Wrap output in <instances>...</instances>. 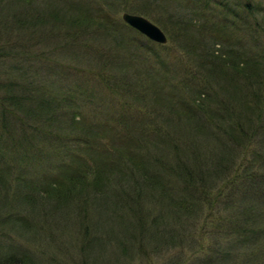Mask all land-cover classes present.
Returning a JSON list of instances; mask_svg holds the SVG:
<instances>
[{"label": "rangeland", "instance_id": "obj_1", "mask_svg": "<svg viewBox=\"0 0 264 264\" xmlns=\"http://www.w3.org/2000/svg\"><path fill=\"white\" fill-rule=\"evenodd\" d=\"M8 1L6 0L5 5L1 4L6 6L3 10L0 8V45H5V39L11 37L6 33L7 30L18 33L19 36L23 35L18 31L19 26L13 14H18L23 8L18 1ZM36 1L38 0H32V3ZM142 1L80 2L96 6L94 8L102 6L117 19L124 21L123 12L130 11L126 5L138 7ZM39 2L41 3H38V13L43 15L45 3H49L47 5L51 10L53 6L65 5L67 0ZM8 3L12 4L9 8ZM231 6L238 12V16H232V13H235L232 10L228 12V20L233 21L229 28L233 27L236 33L264 36V0L261 5L262 14L251 13L249 20L241 18L247 16L239 10L241 8L232 3ZM175 8L177 6L173 3L166 6L155 3L150 4L148 13L131 10L149 17L166 32V42L152 39L156 43L154 47L157 54L160 55H156L154 50L147 54L137 46L121 45L113 35L105 34L106 29L96 26L82 30L73 29L69 34L58 31L68 30L66 25L65 28L57 25V28L52 23L45 24L49 26V30L40 25L32 29L39 33V42L43 44H36L34 48L20 46L21 48L14 49L16 55L0 54V252H27L38 260V264H177L178 260L182 261L181 264H225L223 261L229 263L231 259L235 264L262 262L259 260L258 263L255 259L256 255H260L255 249L264 246V234L244 236L237 233V227L244 225L240 221L244 220L247 215L245 211L249 209L243 199L252 200L249 205L264 210V194H260L259 201L251 192L252 189L246 188L250 181L245 179L235 182L223 174L218 177L211 176L208 184L204 186L206 193L202 195L203 208L198 216H193L184 225L176 238L177 243L169 242L160 246L161 241L154 247L146 248L145 252L136 251L135 246L134 253L137 257H132V260L129 242L120 245L115 239L103 249V245L94 244V236L99 234L95 225L90 226L88 231L83 229L81 219L73 217L78 214L69 217L73 214L71 212H61L66 214L60 219L55 218L53 216L58 215L59 210L65 211V208H57V205L53 206L49 202L41 206V201L37 198L40 189L46 186L49 179L59 175L67 162H73L76 171L78 168L86 170L87 163L92 171L97 165L96 159L99 161L106 154L111 155L114 146H122L127 152V139L137 132L153 137L158 129L171 130L172 126L176 125L175 129L180 128L183 131L184 141L195 145V153L199 154L200 159L209 156V152L214 149L210 145L211 139H199L202 138L200 136L192 142L189 138L188 141L185 140L189 128L201 123V118L198 117L201 109L199 102H194L195 94L190 91L195 90L198 95L196 89L199 86L204 87V84L197 78L198 85L194 86V80L197 79L191 75L190 80L193 82L190 81V84L185 86V74L193 72L198 76L202 69L199 62L191 57L195 51L190 53L184 48V30L177 24L174 26L173 20H176L179 13ZM5 22L9 23L7 28ZM37 52L44 57L40 59L36 55ZM165 72L170 76L164 75ZM10 77L22 85L27 81L25 78L30 79V90L25 92L30 96L22 105L34 107L35 118L25 115L12 103L14 101L5 98L9 92L3 84L9 82ZM132 89L134 93L130 92ZM17 92H14L15 95H21L20 91ZM6 110L8 113V110L14 111L18 120L12 119L9 113V119L6 121ZM98 125L103 131L97 129ZM100 132H103L102 138L99 137ZM74 135L81 136L83 140L81 144H76L74 151L75 156L80 154L81 163L79 159H69L68 150L75 144L71 143ZM158 137L156 135V140ZM213 140L216 147L219 143L228 141ZM233 143L227 146H235ZM152 147L160 151L161 155H165L162 154L165 151L160 150L167 147L164 144ZM256 148L264 151V137ZM103 149L106 153L101 154ZM230 152L237 157V162L242 163L244 146L235 147ZM251 153L252 151L249 156ZM189 154L193 155L191 150ZM123 161L130 164L127 155ZM238 166L236 163L233 168ZM4 172L7 176L4 178L6 182L1 180ZM232 172L233 169L229 174L234 173ZM92 193L85 195L87 197H84L86 199L83 205L86 200L91 199ZM29 195L36 198H30ZM93 199L95 203L88 202V206L95 204L96 210H101L100 198L95 200L93 196ZM76 205L74 203L70 210L76 209ZM79 205L81 206L80 203ZM150 207L155 208L156 204H150ZM82 213L84 214V211ZM150 218L152 219V214ZM260 218L264 219V215ZM113 224L117 227L115 222ZM103 226L109 225L103 221ZM219 226H222L221 232L218 230ZM141 232L142 230L138 229L137 236H140ZM115 245L120 252L115 253ZM128 246L131 250L127 253L125 248ZM139 247L144 246L139 244ZM219 248L227 249L228 253L218 257ZM127 254L128 257L125 256ZM208 255L218 259L215 262H204L205 256Z\"/></svg>", "mask_w": 264, "mask_h": 264}, {"label": "trees", "instance_id": "obj_2", "mask_svg": "<svg viewBox=\"0 0 264 264\" xmlns=\"http://www.w3.org/2000/svg\"><path fill=\"white\" fill-rule=\"evenodd\" d=\"M17 1L23 9L18 14L16 12L13 14L19 26L18 31L23 35L19 36L18 33L14 34L7 30L6 33L11 37L5 39V45H0V54L14 53L16 55L15 50L21 48L20 46L34 48L36 44H43L39 42L41 39L39 33L33 30L36 25L44 26L49 30V26L45 24L52 23L57 28H59L57 25L64 28L66 25L68 30L58 31L60 33L65 31L69 34V31L73 29L82 30L85 27L96 26L106 29L105 34L113 35L121 45L137 46L147 54L150 50H154L156 55H160L154 47L156 46L155 41L125 20L124 22L117 19L102 6L94 8L96 6L84 4L80 2L81 0H67L65 5L53 6L54 8L50 10L47 5L49 3H45L42 15L38 13V3H41L39 0L34 4L32 0H9L8 2L16 3ZM5 2L6 0H1L2 10L6 7H4L7 3ZM2 3L4 5H1ZM155 3L164 6L173 3L177 6L175 9L179 13L176 20H173L174 26L177 24L182 31L184 30L183 39L186 40L184 48L188 50L187 52L195 51L191 57L199 62L202 69L198 72V76L193 72L192 74L188 72L184 77L185 86L192 81L190 80L191 75L204 84V87L199 86L196 89L198 95L195 90L190 91L195 94L194 102H199L201 109L198 117L201 118V123L189 128L185 140L189 138L192 142L200 136L202 138L199 139H211L210 145L214 149L209 152L208 157L200 159L199 154L195 153V145L184 141L183 131L180 128V130L175 129L176 125H173L171 130L160 131L158 129L153 137L137 132L127 139L129 145L127 152L122 146H114L111 155L106 154L99 161L96 159L97 165L92 171L87 163H85L86 170L78 168L76 171L73 162H67L61 173L49 179L46 186L40 189L39 197H37L41 201V206L49 202L53 206L57 205V208H65V211L59 210L60 213L53 216L55 218L60 219L64 214L61 212H71L73 214L69 217L78 214L73 217L81 219L83 229L88 231L90 226L95 225L99 234L94 236L96 237L94 244L103 245V249L115 239L120 245L126 241L129 242L132 250L128 246L125 252L128 253L131 250L130 260L132 257L133 259L137 257L134 253L135 246L136 251L145 252L146 248L154 247L161 241L163 244L161 243L160 246L169 242L177 243L176 238L184 225L193 216H198L203 208L202 195L206 193L204 186L208 184L211 176L217 175L218 177L223 174L231 181L237 182L239 179L250 181L246 188L252 189L251 192L259 201L261 200L260 194H264V151L256 148L264 137V41H260L264 39V36L257 37L248 34L247 36L243 32L236 33L233 27L229 28V24H233V21L228 20L227 15L231 10L235 12L231 3L241 8L239 10L247 15L241 17L244 20H249L251 13L261 15L263 0L257 2L255 0H143L142 5L138 7L132 5H126V7L130 11L148 13L150 4ZM11 5L8 3V8ZM235 15L238 16V12L232 13V16ZM4 24L6 28L9 25L7 22ZM24 33L30 35L25 36ZM36 55L40 59L44 57L39 52ZM164 75L170 76L168 72ZM198 79L194 80V86L198 85L196 84ZM8 80L10 81L3 84L9 92L5 98L14 101L12 103L19 107L25 115L35 118L36 109L22 105L30 96L25 94L30 90L28 88L30 79L25 78L27 80L25 85L20 82L18 84L13 77ZM17 90L21 95H15L14 92ZM133 91L132 89L130 92ZM8 111L10 114L6 110L5 120L8 121L10 115L17 121L18 118L14 111ZM97 127L101 130L99 125ZM156 135L159 136L158 140H156ZM102 136L103 132H100L99 137L102 138ZM213 139L228 141L219 143L216 147ZM81 141H83L81 136L74 135L71 143L75 142V144L68 150L69 159L73 161L79 159V162H82L80 154L75 156L74 153L76 144H81ZM231 142H234L235 146H227ZM160 143L167 146L160 149L165 151V153L162 152L165 155H161L160 151L152 147L153 145L158 147ZM243 146L245 153L242 163H239L237 157L230 151L235 147ZM225 149L228 150L225 151ZM190 150L192 156L189 154ZM104 153H106L105 150H101V154ZM126 155L130 164L123 161ZM236 163L241 168L239 166V168H233ZM72 166L73 169H71ZM231 169L234 173L230 175ZM2 174L4 175L1 180L6 182L5 172ZM91 192H93L91 199L86 200L83 205L86 199L84 197H87L85 195ZM93 196L95 200L97 197L100 198L101 210L99 211L96 210L95 204L92 207L88 206V202H94ZM29 197L36 198L34 195H29ZM243 200L248 204L249 209L244 210L247 215L244 216V220L240 221L244 225L237 227L239 231L237 233L244 236L245 234L255 236L258 233L264 234V219L260 218L264 215V210L256 208L255 205H249L252 201L250 199ZM74 203L77 204L76 209L70 210ZM150 204H156V207L151 208ZM83 211L86 215L82 213ZM93 211L95 212L92 214ZM149 212L152 214V219ZM104 214H108L106 218ZM103 221H106L109 226L104 227ZM114 222L117 227H114ZM138 229L142 230L140 236H137ZM220 229L222 226L218 227V230ZM139 244L144 247H139ZM115 249V253L120 252L117 245ZM226 250L219 248L217 256H224L228 253ZM255 250L260 253L259 256H255V259L258 263L259 260L262 261L259 264H264V246L256 247ZM128 255L125 256L128 257ZM215 258L208 255L203 261L215 262L218 259ZM176 262L181 264L182 261ZM223 263L235 264L236 262L231 259L229 263L227 261ZM0 264H38V260L27 252L1 251Z\"/></svg>", "mask_w": 264, "mask_h": 264}, {"label": "water", "instance_id": "obj_3", "mask_svg": "<svg viewBox=\"0 0 264 264\" xmlns=\"http://www.w3.org/2000/svg\"><path fill=\"white\" fill-rule=\"evenodd\" d=\"M123 18L128 24L135 27L151 39L160 42H166L168 40V36L162 27L143 14L124 11Z\"/></svg>", "mask_w": 264, "mask_h": 264}]
</instances>
